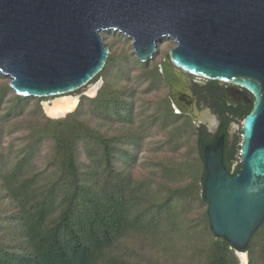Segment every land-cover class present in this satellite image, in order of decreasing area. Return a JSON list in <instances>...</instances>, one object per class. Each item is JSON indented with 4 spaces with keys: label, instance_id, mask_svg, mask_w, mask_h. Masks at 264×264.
I'll use <instances>...</instances> for the list:
<instances>
[{
    "label": "trees",
    "instance_id": "1",
    "mask_svg": "<svg viewBox=\"0 0 264 264\" xmlns=\"http://www.w3.org/2000/svg\"><path fill=\"white\" fill-rule=\"evenodd\" d=\"M131 56L109 53L96 96L60 119L0 75V264H240L210 230L207 141L172 109L158 64ZM238 152L223 158L231 175ZM245 252L264 264V220Z\"/></svg>",
    "mask_w": 264,
    "mask_h": 264
},
{
    "label": "water",
    "instance_id": "2",
    "mask_svg": "<svg viewBox=\"0 0 264 264\" xmlns=\"http://www.w3.org/2000/svg\"><path fill=\"white\" fill-rule=\"evenodd\" d=\"M104 32L130 39L141 63L161 40L174 43L158 68L177 114H185L175 88L186 74L254 97L241 126L239 173L225 168L222 136L203 148L210 230L247 264L245 249L264 220V0H0V75L20 97L78 91L105 66Z\"/></svg>",
    "mask_w": 264,
    "mask_h": 264
},
{
    "label": "flooded vegetation",
    "instance_id": "3",
    "mask_svg": "<svg viewBox=\"0 0 264 264\" xmlns=\"http://www.w3.org/2000/svg\"><path fill=\"white\" fill-rule=\"evenodd\" d=\"M165 89L168 97L170 89L166 83ZM175 90L176 102L185 112L181 115L189 118L196 134L207 141L206 145L222 136L223 158L226 153L230 154L236 145L237 123L252 108L254 97L251 93L232 83L188 74L176 84Z\"/></svg>",
    "mask_w": 264,
    "mask_h": 264
},
{
    "label": "rangeland",
    "instance_id": "4",
    "mask_svg": "<svg viewBox=\"0 0 264 264\" xmlns=\"http://www.w3.org/2000/svg\"><path fill=\"white\" fill-rule=\"evenodd\" d=\"M102 37H103V41L106 43V47L108 48L109 53H116V52L121 53V52L127 51L128 54L134 56V54L132 53V49H131V40L130 39H127L123 35L115 33V32H104V33H102ZM173 47H174V43L170 39L161 40L158 43L157 52L153 57V63H156L159 65L160 62L163 60L168 61L169 60L168 52ZM101 85H102V80L99 79L95 82H90L85 87H83L80 90L75 91L73 93L44 98V100L41 103H44V109H46L47 105H51L57 99L74 98V99H76V104H75L74 108L71 111H69V112H72L76 108V106L78 104V99H80V97H82V96H87L90 98L95 97L97 94V91H98V90L96 91V88L99 89ZM163 90H164V93L167 94V90L165 89V87ZM45 112H46V110H45ZM242 121L243 120H241L240 122L237 123L238 128L235 131L236 146H238V147H239V144L241 142ZM239 153L240 152H238V156H239ZM238 162H240L239 157H238ZM198 211H200V209L199 210L194 209V211L191 212V215L194 216V214L198 213ZM237 255H238V253H237ZM238 257H239L240 264H246L245 254H244V260L239 255H238ZM180 258H179V264H191L190 260H186V259L181 260Z\"/></svg>",
    "mask_w": 264,
    "mask_h": 264
},
{
    "label": "bare ground",
    "instance_id": "5",
    "mask_svg": "<svg viewBox=\"0 0 264 264\" xmlns=\"http://www.w3.org/2000/svg\"><path fill=\"white\" fill-rule=\"evenodd\" d=\"M183 78H179L178 82L182 81ZM183 83V82H182ZM76 104V99L74 98H64L57 99L51 105L46 106V113L48 116L57 118L62 117L71 111ZM187 112V111H186ZM245 253H238V255L244 260ZM246 256V254H245Z\"/></svg>",
    "mask_w": 264,
    "mask_h": 264
}]
</instances>
